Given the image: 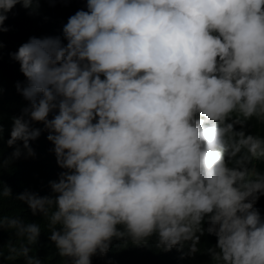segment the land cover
<instances>
[{
  "label": "clouds",
  "instance_id": "clouds-1",
  "mask_svg": "<svg viewBox=\"0 0 264 264\" xmlns=\"http://www.w3.org/2000/svg\"><path fill=\"white\" fill-rule=\"evenodd\" d=\"M17 5L43 9L47 28L67 6L61 35L9 53L27 103L0 153L34 158L46 133L48 195L15 199L48 219L65 264H119L110 249L131 245L153 264H264V135L249 131L264 125V0H0V34ZM5 131L0 112V142ZM5 227L29 244L42 233L20 217Z\"/></svg>",
  "mask_w": 264,
  "mask_h": 264
},
{
  "label": "trees",
  "instance_id": "trees-1",
  "mask_svg": "<svg viewBox=\"0 0 264 264\" xmlns=\"http://www.w3.org/2000/svg\"><path fill=\"white\" fill-rule=\"evenodd\" d=\"M65 6L61 15L57 16L52 27H43L41 24V15L43 9L39 8L36 12L30 13L29 10L17 5L12 12L8 14L5 27L9 31L0 34V40L3 42L2 58H0V84L4 88L2 98H0V112L3 113V123L6 131L4 134L5 141L0 142V153L7 159L12 148L7 147L11 121L10 117L19 115L21 107L26 105V101L17 94L15 83L24 81V76L19 71V64L10 59L9 53L15 52L20 44L26 42L31 36H58L61 35L62 25L67 22V15L63 14L66 10ZM35 127H43L41 124ZM249 131L253 134L264 135V125L256 120L250 121ZM32 148L36 152V156L25 157L13 160L11 163H0V217H20L25 223L36 221L42 230L37 244H29L22 237L15 234L14 229L5 227L0 230V264H26V258L21 254L22 247H31L30 255L38 256L43 264H65V259L57 254L55 246L50 243L48 237L51 231L48 219L43 216H32L26 204L15 199L16 195L22 193L25 189L39 193L41 196L48 195L49 176L58 167L55 156L50 151L52 144L46 140V133H43L36 141L31 142ZM256 167L264 170V165L256 162ZM6 187L11 189L12 196L4 194ZM257 207L264 214V197L260 199ZM116 242V241H114ZM215 243V238L205 236L197 245L198 249L207 252V249ZM113 247V246H112ZM14 249V250H13ZM208 253V252H207ZM98 256V255H97ZM108 257L117 258L119 264H153L158 263L148 252L142 248L129 246L128 250L116 251L111 248ZM212 264L208 254L205 255ZM205 257V259H207ZM92 264H114L107 262L105 259L100 262L99 259Z\"/></svg>",
  "mask_w": 264,
  "mask_h": 264
}]
</instances>
